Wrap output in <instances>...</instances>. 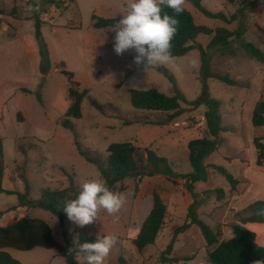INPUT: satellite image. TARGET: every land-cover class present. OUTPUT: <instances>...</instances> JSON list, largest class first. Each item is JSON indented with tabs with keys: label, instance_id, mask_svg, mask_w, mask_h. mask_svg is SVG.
Masks as SVG:
<instances>
[{
	"label": "rangeland",
	"instance_id": "374dc122",
	"mask_svg": "<svg viewBox=\"0 0 264 264\" xmlns=\"http://www.w3.org/2000/svg\"><path fill=\"white\" fill-rule=\"evenodd\" d=\"M61 8L43 0H0V17L12 28L0 33V138L3 140V155L7 176L4 187L8 191L24 192L26 177L31 186V198L39 199L44 189L59 190L68 187L73 179L80 191L83 182L101 178L99 170L79 152L102 164L108 157L107 148L113 143L131 141L144 149L150 148L158 153L159 139L154 138L152 147L139 145L134 140L144 131L166 130L162 140L176 142L178 154L171 155L168 147L159 150L171 168L178 173L192 171L186 160V143L191 139L207 136L206 108L197 109L182 103L186 109L183 114L167 120V113L136 110L131 105L130 90L157 89L166 95H174L175 85L161 72L145 65L134 63L136 52L130 49L122 55L114 52L115 32L112 27L95 28L94 15L101 18H120L126 11L127 0H57ZM263 1V0H259ZM249 0H202L206 8L213 12H223L230 16ZM30 6L39 8L33 12ZM192 13L196 24L213 30L223 27L235 31L239 23L227 24L222 20L205 16L190 2L185 5ZM37 13L44 22L41 29L43 41L50 56V70L46 76L41 73L42 58L40 42L35 34L34 15ZM247 41L264 51L257 41L258 26L264 28L262 18L249 15L246 11ZM200 41L209 45L211 36H200ZM235 55L223 54L218 48L209 50L211 70L224 74V68L236 61L249 63L239 42L234 44ZM199 63L193 69L190 61ZM201 53L196 49L185 56L174 57L167 64H155L167 69L176 79L177 88L188 100H195L202 91ZM181 70H177L176 66ZM237 66V65H235ZM239 66L231 67L233 70ZM65 70L73 73L74 80L81 90H87L82 103V118L72 120L75 131L62 127L61 122L70 107L68 77ZM260 72V71H259ZM243 74V70L240 71ZM229 75V74H228ZM264 76V73H263ZM264 79V77H263ZM262 79L256 80L258 87ZM212 98L220 101L222 124L234 127L233 132L223 134L224 144L212 158L205 160L208 166L207 182L196 183L195 191L205 198L207 190H212L206 201L198 207L202 220L214 230H221L222 240L232 237V225L239 223L244 215V206L255 200H264V166L256 165L257 151L251 141L263 138L264 127L255 128L251 122L242 119L241 109L255 96L254 90L230 87L217 79H208ZM243 85V83H242ZM40 96V98H39ZM264 99V89L261 93ZM95 101L96 105L92 104ZM233 112V113H232ZM185 119L190 125L175 130L174 121ZM162 125H153L159 123ZM159 126V127H158ZM258 130L255 133L253 129ZM146 133V132H145ZM235 133V134H233ZM147 136V137H146ZM143 138L152 137L149 133ZM141 137V138H142ZM149 139V138H148ZM161 156V155H160ZM225 167L239 181L232 189L228 181L214 166ZM152 167L145 164L131 174L119 186V192L126 200L115 220L105 210L98 214L96 222L83 228L68 219L65 230L76 240L81 234H112L117 236V244L111 250L104 264H211L208 252L212 249L196 226L178 235L168 260L178 258L177 263H163L161 254L170 242L173 232L187 220V209L192 199L181 178L172 180L164 175H148ZM173 181H176L174 183ZM216 189H223L218 198ZM157 192L167 205L165 223L154 245L139 252L133 241L153 207V194ZM17 195L0 193V226H5L23 213L18 207ZM40 218L52 227L56 239L63 241L62 228L58 219L49 211L32 209L26 213ZM130 230L134 233L129 235ZM23 264H67L55 250L35 248L22 251L6 249ZM78 264H87L85 256L78 255Z\"/></svg>",
	"mask_w": 264,
	"mask_h": 264
},
{
	"label": "trees",
	"instance_id": "16d2710c",
	"mask_svg": "<svg viewBox=\"0 0 264 264\" xmlns=\"http://www.w3.org/2000/svg\"><path fill=\"white\" fill-rule=\"evenodd\" d=\"M47 3L54 4L57 8H61V2L57 0H43ZM190 2L195 8L202 12L205 16L213 19H219L227 24L234 21L239 23L235 31L227 28H217L213 30L206 26L198 25L192 13L184 7V11L177 18L180 21L177 34L172 41V55L173 57H182L193 50H200L201 53V76H202V91L195 100H188L184 94L177 88L176 79L171 75L167 69L150 65L149 68H154L164 74L174 85L176 92L174 95H166L157 89L150 90H130L131 105L136 110L154 111L167 113L169 115L167 120H172L183 114L185 108L182 103L192 108H199L204 106L205 120L207 128V136L203 138L193 139L188 143V158L192 167L189 173L175 172L168 163V160L160 156L157 152L150 148L144 149L145 156L142 149L131 141L124 143H113L107 148L108 157L106 163L102 164L96 159H91L79 149V152L90 163L95 165L99 170L100 176L107 183L110 190L114 192H122L123 186L118 184L123 182L131 174L137 172L145 164L152 167V171L148 175L156 174L164 175L172 180L183 179L185 181V188L189 193L192 202L187 209L186 222L177 227L172 235L170 242L166 249L161 254V261L163 263H177L178 258L168 260L173 250L174 244L179 234L185 232L192 226H196L206 245L212 248L208 252L209 262L211 264H252L257 260H264V245L257 242V234L245 227L246 224H264V216L257 215V210L264 208V200H256L247 206L240 216L239 223L232 225V237L230 239H221V230H214L204 220H202L198 213V207L206 201L208 194L212 190L204 192L205 198H201L200 194L195 191V184L199 182H207L209 178L208 166L205 163L207 157L215 153L225 142L224 133L233 132L234 128L222 124V117L220 113L221 103L219 100L211 97L208 79H217L228 86H241V83L228 74H220L212 72L209 61V50L218 48L223 54L233 56L235 55L234 44L236 40L243 48L247 56L256 60L258 63L264 64V51L255 44L249 42L245 38L247 32L246 19L247 9L250 6H258L264 3L263 1L255 0L239 7L236 12L227 16L223 12H213L206 8L202 0H186ZM164 12L173 15L171 9L164 8ZM119 18H101L94 15V27L105 28L113 27ZM35 34L40 42V54L42 58L41 73L46 76L50 70V56L46 43L42 38V24L43 21L39 15L35 13ZM211 36L212 39L209 45L204 48L198 41L200 36ZM145 65V64H140ZM146 66V65H145ZM70 83L69 99L70 107L65 113V117L61 122L63 128L70 131H75V125L72 120L81 119L82 103L88 93L87 90H81L79 83L74 80L73 73L62 71ZM40 98V96H39ZM92 104L96 105L95 101ZM252 125L255 128L264 127V99L256 103L252 114ZM159 123H152L153 125H162ZM254 146L257 151L256 165L264 166V142L263 138L256 137L254 139ZM216 169L231 185L232 189H236L239 181L229 172L225 167L215 165ZM6 178V166L3 155V140L0 138V193H7L18 196V207L25 212L30 209H41L51 212L59 221L62 228L63 241L56 239L52 227L44 220L33 218L26 213L21 218H14L6 226H0V264H23L15 259L6 249L14 248L22 251H31L35 248H46L56 251V254L64 258L67 264H78V255L85 256L80 252L79 246L84 242H94L97 235L81 234L76 240L71 239L70 234L65 230V222L67 220L66 214L61 209L64 201L74 199L79 189L75 186L73 179L68 187L59 190L44 189L39 199L31 198V186L26 177L23 178L25 183L24 192L8 191L4 187V179ZM176 183V181H173ZM215 192L220 198L224 191L223 189H216ZM167 214V205L159 193L153 194V207L149 215L143 222L140 232L133 243L139 252H143L147 247L154 245L156 239L161 231Z\"/></svg>",
	"mask_w": 264,
	"mask_h": 264
},
{
	"label": "clouds",
	"instance_id": "9594fccd",
	"mask_svg": "<svg viewBox=\"0 0 264 264\" xmlns=\"http://www.w3.org/2000/svg\"><path fill=\"white\" fill-rule=\"evenodd\" d=\"M185 3L186 0H127L125 14L111 29L115 32L114 52L122 55L134 49V63L145 64L146 67L174 61L172 41L180 24L177 17L183 13ZM164 8L171 9L173 15L164 12ZM30 9L39 11L35 6H30ZM190 66L196 69L199 63L193 59ZM176 69L181 70L178 65ZM125 203V198L110 190L104 179L94 178L83 182L78 195L65 200L61 209L69 221L83 228L96 222L101 210L118 220V213ZM256 214L264 216V208L258 209ZM129 235L134 233L130 230ZM117 239L112 234L97 235L94 242L80 244L79 250L85 254L87 264H104ZM254 264H264V260H257Z\"/></svg>",
	"mask_w": 264,
	"mask_h": 264
},
{
	"label": "crops",
	"instance_id": "0c3cea01",
	"mask_svg": "<svg viewBox=\"0 0 264 264\" xmlns=\"http://www.w3.org/2000/svg\"><path fill=\"white\" fill-rule=\"evenodd\" d=\"M253 1H255V0H249L250 3L253 2ZM184 7H186V6H184ZM247 10L249 12L248 13L249 15H252V16L257 17V18H262L263 14H264V3L261 4V5H258V6H250ZM43 25H44V22L42 24V27H43ZM10 28H12L11 25H9L8 23H6L0 17V33H2V32H8ZM257 31H258L257 41H258V43L260 45H263L264 46V28H263V26H261V27L258 26L257 27ZM197 41L204 48H206V44L204 42H201L199 37H198ZM210 41H211V39L209 40V43H210ZM250 60L251 61L249 63H246V64L234 61V62L230 63V65H228L227 68H224V74H229V76L231 78H233V79H235V80H237V81H239L241 83V86H230V87L247 88L248 90H254V92H255L254 98H252L249 103L244 104L243 107H242V109H241L242 119L244 121L246 120L248 123H249V119H250V114H251V119H252V114H253L254 107H255L256 103L260 100L262 90L264 89V79H263V77H264L263 76V73H264V64L258 63L254 59H250ZM235 65H237L239 67L237 69H235V70H233L234 68H232V70H230L231 67H235L236 68L237 66H235ZM242 70H243V74L240 75L239 73ZM212 72H216L215 69L212 68ZM258 79H262V81H261L260 85L258 87H256L254 82L256 80H258ZM242 83H243V85H242ZM3 103H5V102H3V100H0V109H1V106H2ZM233 127L236 130L239 129L238 127H235V126H233ZM261 128H263V127L258 128V130L261 129ZM253 130L255 131V133L258 132V130H256L255 128ZM148 133L152 136L151 138L148 137L149 138L148 139V138H143L142 137V135H145V134H148ZM233 134H235V133H233ZM155 137H157L159 139V143H158L159 145H157L159 150H162L163 149L162 147H168L171 155L177 156L178 150H177L176 142L173 141V140H171V139L162 140L163 137H167L166 136V130L163 131L162 129H158L157 132H155V131L154 132L144 131L139 136H137V138H135L134 141L136 143H138L139 145H144V146H147V147H152L153 144H154L153 141H154V138ZM253 137H254V135L252 136L251 141L254 140ZM191 140H193V139H191ZM191 140H189L186 143V147H187L186 160H189V158H188V154H189V151H188V143ZM252 143L254 145V142H252ZM220 149H221V147H220ZM159 150H158V154L162 156L163 154H160L159 153L160 152ZM214 154L215 153H213L212 155H210L209 157H207L206 160L209 159V158H212V156ZM206 164H208V163L206 162ZM216 165H220V164L217 163ZM220 166H222V165H220ZM187 173H189V172H187ZM6 176H7V173H6ZM201 183H204V182H201ZM262 191L264 192V190H262ZM253 202L254 201H252V202L248 203L247 205H245L244 206V209L247 206H249L251 203H253ZM30 210H32V209H30ZM30 210H28V211H30ZM20 211L23 213V215L26 212H28V211L25 212L23 209H20ZM37 219H40V218H37ZM41 220H43V219H41ZM1 227H3V226H1ZM245 227L248 228L249 230L254 231L257 234V242L260 245H264V224H252V223H248V224L245 225ZM252 264H254V263H252Z\"/></svg>",
	"mask_w": 264,
	"mask_h": 264
},
{
	"label": "built area",
	"instance_id": "2783aa9c",
	"mask_svg": "<svg viewBox=\"0 0 264 264\" xmlns=\"http://www.w3.org/2000/svg\"><path fill=\"white\" fill-rule=\"evenodd\" d=\"M189 125H190L189 121L188 120H185V119H180V120L174 121L172 123V127L175 130L187 128V127H189Z\"/></svg>",
	"mask_w": 264,
	"mask_h": 264
}]
</instances>
